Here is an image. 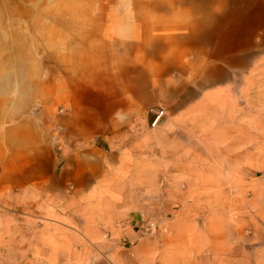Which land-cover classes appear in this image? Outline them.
<instances>
[{
    "label": "rangeland",
    "instance_id": "rangeland-1",
    "mask_svg": "<svg viewBox=\"0 0 264 264\" xmlns=\"http://www.w3.org/2000/svg\"><path fill=\"white\" fill-rule=\"evenodd\" d=\"M90 117L118 160L78 181ZM33 150L47 186L5 183ZM0 264H264V0H0Z\"/></svg>",
    "mask_w": 264,
    "mask_h": 264
},
{
    "label": "crops",
    "instance_id": "crops-1",
    "mask_svg": "<svg viewBox=\"0 0 264 264\" xmlns=\"http://www.w3.org/2000/svg\"><path fill=\"white\" fill-rule=\"evenodd\" d=\"M173 111L172 109V113ZM175 115H177L176 112ZM103 116L104 115L101 117ZM93 120L94 117L87 119L88 124L90 123L91 125H86L87 127L82 129L84 135L80 141L82 145L81 150L78 151V154L71 157L73 160L71 164L74 166L73 174L78 181L85 178L87 180L101 178L105 172L104 165L110 162L114 163L118 160V156L112 157L110 155V142L112 136L108 134L105 135V133L101 132L95 134L94 125L92 124ZM170 120V115H168L157 129L156 134L160 135L162 138L159 139L157 137L156 140L153 139L150 143L152 157L154 156L152 161L155 160L156 163H186L188 161L185 160L187 153L184 151L185 146L183 145V137H185L184 132L180 129L175 130ZM40 144V140L35 141V145H37L36 149L40 148ZM44 163L45 161L42 160L41 154L33 150V152L30 153V160L25 166L24 176L18 179L6 180L5 183H9L12 186L21 185L29 189L32 185L46 187L50 179L48 178L45 167H43ZM121 199L122 204L129 202V197L126 192L122 195ZM114 204L118 205V202H114ZM131 213H125L123 215H118V213H116L117 215L112 218L113 220L110 223L109 232L110 237L113 239L115 238L114 241H124V243L130 242L138 245L142 239V236H139L141 224L138 216L136 214L131 215Z\"/></svg>",
    "mask_w": 264,
    "mask_h": 264
},
{
    "label": "built area",
    "instance_id": "built-area-1",
    "mask_svg": "<svg viewBox=\"0 0 264 264\" xmlns=\"http://www.w3.org/2000/svg\"><path fill=\"white\" fill-rule=\"evenodd\" d=\"M165 114V109L162 106H157L151 109V127H155L160 123Z\"/></svg>",
    "mask_w": 264,
    "mask_h": 264
}]
</instances>
